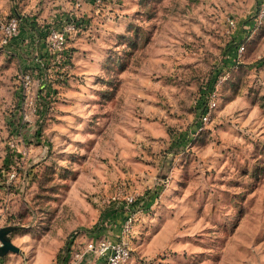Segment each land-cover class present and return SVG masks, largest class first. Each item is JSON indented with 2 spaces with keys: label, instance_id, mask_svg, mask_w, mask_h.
<instances>
[{
  "label": "rangeland",
  "instance_id": "rangeland-1",
  "mask_svg": "<svg viewBox=\"0 0 264 264\" xmlns=\"http://www.w3.org/2000/svg\"><path fill=\"white\" fill-rule=\"evenodd\" d=\"M0 3V264H105L127 216V264H264V0Z\"/></svg>",
  "mask_w": 264,
  "mask_h": 264
},
{
  "label": "built area",
  "instance_id": "built-area-1",
  "mask_svg": "<svg viewBox=\"0 0 264 264\" xmlns=\"http://www.w3.org/2000/svg\"><path fill=\"white\" fill-rule=\"evenodd\" d=\"M95 3H99L100 0H94ZM263 17V9L260 10L259 15L257 16V21L260 23L261 18ZM21 18L19 15L14 14L10 17H7L0 21V46L7 48L10 44V42L16 37L19 31V24L21 22ZM229 25L231 27L234 26V23L232 21L229 22ZM73 26H67L66 28H63V30H54L51 29L48 32V36L46 39V47L49 51H56L60 50L63 47V44L65 43V35L68 31H73ZM245 50V44L239 43L236 48V56L239 58L243 55V52ZM18 81L21 83L20 86L22 88L23 94L26 96V99L29 100V94L32 89V80L30 79V76L25 74H21L17 76ZM215 78V83H216ZM214 89V88H213ZM212 90L210 91V93ZM31 103V101H30ZM215 106V103L213 100H210L208 102V105L205 108V111L201 114V119L206 121L211 109ZM125 201L128 203H131L133 200L131 198H126ZM130 218L125 219L123 221L121 234L122 237H119L118 240L111 239L109 237H104L99 240H90V242H87L86 249L84 252H77L74 254L75 259H81L85 253H94L98 257H102L105 264H127V262L131 258L130 249L128 247V243L123 238V235L128 233L130 230ZM71 248V243H70Z\"/></svg>",
  "mask_w": 264,
  "mask_h": 264
},
{
  "label": "trees",
  "instance_id": "trees-1",
  "mask_svg": "<svg viewBox=\"0 0 264 264\" xmlns=\"http://www.w3.org/2000/svg\"><path fill=\"white\" fill-rule=\"evenodd\" d=\"M28 25H29V27H31V28H34V25L33 24H31V23H28ZM13 41V40H12ZM10 42V44H12L13 42ZM10 44H9V46H10ZM8 46V47H9ZM7 47V48H8ZM236 48H237V46H236ZM64 56H66V60L67 61H70L69 60V58H70V56L66 53ZM214 86H215V78H212L211 80H209L208 82H207V84H206V87H205V92H203V96H206L207 94H208V92L210 93V90H212L213 88H214ZM207 97V96H206ZM200 108H201V113L202 112H204L205 111V108H206V102L205 101H203V102H201L200 101ZM136 202L135 201H132L131 203H128L127 201H120V202H115L114 204H117V205H119V209L118 210H120V211H122V212H124L126 209H127V207L129 208V207H131V206H133L134 204H135ZM113 204H111V206H112ZM110 206V207H111ZM110 207H108V208H110ZM129 216H127V218H128ZM126 219V217L124 218V220ZM70 247L68 246V249H67V251H69L70 249H69Z\"/></svg>",
  "mask_w": 264,
  "mask_h": 264
},
{
  "label": "water",
  "instance_id": "water-1",
  "mask_svg": "<svg viewBox=\"0 0 264 264\" xmlns=\"http://www.w3.org/2000/svg\"><path fill=\"white\" fill-rule=\"evenodd\" d=\"M12 230L10 227H5L0 230V257L8 253L18 254L20 249L12 244L8 234Z\"/></svg>",
  "mask_w": 264,
  "mask_h": 264
},
{
  "label": "crops",
  "instance_id": "crops-1",
  "mask_svg": "<svg viewBox=\"0 0 264 264\" xmlns=\"http://www.w3.org/2000/svg\"><path fill=\"white\" fill-rule=\"evenodd\" d=\"M9 5L8 6H6V4H2V3H0V21L1 20H3V19H5L6 18V16L8 17V11H9ZM21 9V8H20ZM13 13L14 14H17V15H19L20 16V14L17 12V10L15 9V8H13ZM22 17V16H21ZM22 20V19H21ZM14 41H16V39L14 38L13 39V42Z\"/></svg>",
  "mask_w": 264,
  "mask_h": 264
}]
</instances>
